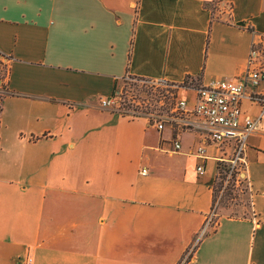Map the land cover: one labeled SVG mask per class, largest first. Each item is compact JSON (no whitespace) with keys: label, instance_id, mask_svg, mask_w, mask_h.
Instances as JSON below:
<instances>
[{"label":"crops","instance_id":"obj_1","mask_svg":"<svg viewBox=\"0 0 264 264\" xmlns=\"http://www.w3.org/2000/svg\"><path fill=\"white\" fill-rule=\"evenodd\" d=\"M263 44L264 0H0V264H177L231 148L200 159L192 130L173 151L170 127L100 101L131 77L186 82L192 107ZM241 177L245 211L217 214L187 264H264V117Z\"/></svg>","mask_w":264,"mask_h":264},{"label":"built area","instance_id":"obj_2","mask_svg":"<svg viewBox=\"0 0 264 264\" xmlns=\"http://www.w3.org/2000/svg\"><path fill=\"white\" fill-rule=\"evenodd\" d=\"M250 88L247 93L246 89ZM194 103L188 107L184 99H177L168 115L158 120L150 121L158 131L166 126L173 130L174 138L171 142L173 151H180L181 144L178 135L183 131H196L202 135L203 143L197 147L196 156L207 159L206 146L212 145L221 149L224 145L230 146L231 157L228 161L219 159L217 181L222 189L229 183L240 186L243 183L241 174L244 165V151L247 139L253 132L256 123L264 117V44L260 47L252 46L247 59L246 71L229 84L216 83L209 86L192 88ZM259 105L258 119L244 115L241 109L243 99ZM103 109L115 111L113 97L100 101ZM197 172L202 175L203 166L197 167ZM141 175H146V170H141ZM247 189V185H245ZM218 200H214L205 222L196 235L194 242L185 251L177 264H187L192 260L195 248L204 237L217 216Z\"/></svg>","mask_w":264,"mask_h":264},{"label":"rangeland","instance_id":"obj_3","mask_svg":"<svg viewBox=\"0 0 264 264\" xmlns=\"http://www.w3.org/2000/svg\"><path fill=\"white\" fill-rule=\"evenodd\" d=\"M177 88L163 82H151L135 78L120 80L111 97L114 98L116 110L129 118L145 117L150 121L168 115L177 100ZM219 181V180H218ZM216 181L214 199L218 200L217 214L240 216L247 207L244 188L229 183L222 189L221 182Z\"/></svg>","mask_w":264,"mask_h":264},{"label":"trees","instance_id":"obj_4","mask_svg":"<svg viewBox=\"0 0 264 264\" xmlns=\"http://www.w3.org/2000/svg\"><path fill=\"white\" fill-rule=\"evenodd\" d=\"M173 86H175L177 89H178L179 87H190V86H188V84H187L186 82H184V83H182V84H180V85H173Z\"/></svg>","mask_w":264,"mask_h":264}]
</instances>
